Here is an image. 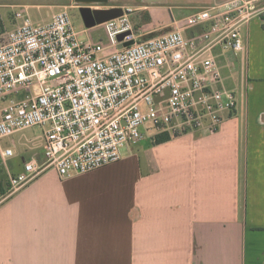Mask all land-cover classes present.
<instances>
[{"label":"crops","instance_id":"obj_1","mask_svg":"<svg viewBox=\"0 0 264 264\" xmlns=\"http://www.w3.org/2000/svg\"><path fill=\"white\" fill-rule=\"evenodd\" d=\"M33 1L0 0V36L15 10L31 18ZM228 1L140 0L137 11L152 37ZM254 1L263 12L241 28L245 51L218 56L236 112L216 132L148 135L115 164L67 180L49 170L0 195V264H264V0Z\"/></svg>","mask_w":264,"mask_h":264},{"label":"built area","instance_id":"obj_2","mask_svg":"<svg viewBox=\"0 0 264 264\" xmlns=\"http://www.w3.org/2000/svg\"><path fill=\"white\" fill-rule=\"evenodd\" d=\"M262 12L257 1L231 0L140 39L124 11L95 26L104 43L90 29L76 32L66 9L46 22L15 10L14 27L0 36V142L38 129L42 162L24 160L5 197L49 170L67 180L115 164L148 135L216 132L237 109L218 56L244 52L241 28ZM13 157L0 145L2 160Z\"/></svg>","mask_w":264,"mask_h":264},{"label":"rangeland","instance_id":"obj_3","mask_svg":"<svg viewBox=\"0 0 264 264\" xmlns=\"http://www.w3.org/2000/svg\"><path fill=\"white\" fill-rule=\"evenodd\" d=\"M140 3V0H107L106 2L93 1L90 3H82L78 0H67L64 3V6L60 9L59 7H57L58 0H36L31 2V5H39L40 7H38L37 9L33 7L30 13L31 19L33 21L46 22L49 19L41 20L40 16L50 14L49 6H54V12L66 9L68 10L74 30L76 32H82L85 27L83 26L81 17L78 12L79 8L88 7L91 10H94L93 8H95V10H99V8L105 9L106 7L115 8V6H122L124 7L122 9L124 11H127L129 14V18L134 26L135 33L140 36V39H142L143 37L147 36L148 29L143 28V26L147 23V19L144 16V13L142 15L139 11H137V9L140 8ZM88 36L94 42L98 40H101L104 43L106 42V36L102 28H91L88 32ZM81 38L85 40L86 35L83 34ZM40 136V130L31 129L22 133L15 134L14 136L8 139H4L0 142L1 146L14 148L15 151V157L9 160H2L0 158V178L4 181L5 186H7L9 177L14 175L13 172L15 168L19 167L20 162L28 160L30 157H35L39 162H42L41 140L39 139ZM133 147L134 146L125 147L124 149H122V155L128 152L129 148ZM5 199L7 198L5 197Z\"/></svg>","mask_w":264,"mask_h":264},{"label":"water","instance_id":"obj_4","mask_svg":"<svg viewBox=\"0 0 264 264\" xmlns=\"http://www.w3.org/2000/svg\"><path fill=\"white\" fill-rule=\"evenodd\" d=\"M78 1L82 3H90L93 1L106 2L107 0H78ZM78 12H79V15L81 17V20H82V23L85 29L94 28L95 26H99L103 24L104 22L121 17L124 14V10L118 7L110 8L106 10H91L88 7H81L79 8ZM128 35H130L129 32L118 35L117 42H121L124 39V37ZM133 43L134 42L131 40L122 45H119L118 48L120 49L122 47H128L132 45Z\"/></svg>","mask_w":264,"mask_h":264},{"label":"trees","instance_id":"obj_5","mask_svg":"<svg viewBox=\"0 0 264 264\" xmlns=\"http://www.w3.org/2000/svg\"><path fill=\"white\" fill-rule=\"evenodd\" d=\"M170 140V136L168 134H159L157 136H155L154 138V142L155 143H164L166 141ZM5 194V190L4 187L2 186V184L0 183V195L4 196Z\"/></svg>","mask_w":264,"mask_h":264}]
</instances>
